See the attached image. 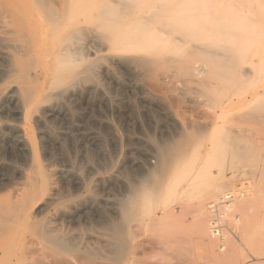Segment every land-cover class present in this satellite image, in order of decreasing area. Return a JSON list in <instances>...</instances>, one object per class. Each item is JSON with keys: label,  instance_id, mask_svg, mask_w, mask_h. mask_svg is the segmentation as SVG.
<instances>
[{"label": "rangeland", "instance_id": "1", "mask_svg": "<svg viewBox=\"0 0 264 264\" xmlns=\"http://www.w3.org/2000/svg\"><path fill=\"white\" fill-rule=\"evenodd\" d=\"M16 1L33 42L15 76L0 45V264H87V251L89 264H264V0H60L56 20ZM223 10L231 43L207 37ZM177 145L162 189L128 219L131 189ZM39 176L62 206L43 204ZM222 178L235 200L214 238L209 203L221 205L206 189ZM50 228L78 253L48 248L38 235Z\"/></svg>", "mask_w": 264, "mask_h": 264}, {"label": "bare ground", "instance_id": "2", "mask_svg": "<svg viewBox=\"0 0 264 264\" xmlns=\"http://www.w3.org/2000/svg\"><path fill=\"white\" fill-rule=\"evenodd\" d=\"M36 1V0H35ZM38 1H41V7H42V13L44 14L43 16H45V18L47 17V20L48 19H52V20H56L57 18L59 17H62L63 16V7H62V4L63 2L60 1V0H38ZM249 1V0H248ZM251 1V0H250ZM40 3V2H39ZM190 3V2H189ZM77 4V3H76ZM128 4V3H127ZM186 4V0H184L183 2V5ZM202 4V5H201ZM262 4V3H261ZM207 4H204V3H200V4H196V8L195 10H198L203 8L204 10H207ZM17 7V1L16 0H0V23L1 24H6V25H11L12 28H9L8 30H6V34H8L9 36H6V37H2L0 36V45H3L5 48H8L9 49V61H10V64L12 65L11 67V71L13 74L12 76L14 75L15 76V70L16 72L22 70L23 72L27 71V63L26 61L24 60V56H27L29 54V51H30V47H29V44L31 42H33L31 39H30V34H29V40L26 36V32H28L29 30V26H25L24 27V23L22 24L20 22V18L17 16L18 14H16L15 12V9ZM125 8V7H124ZM187 8V7H185ZM232 8V7H231ZM202 9V10H203ZM229 9V8H228ZM128 10V9H127ZM232 10V9H231ZM176 11V10H175ZM182 11V10H181ZM197 11V12H198ZM205 12V11H204ZM209 12V11H207ZM224 12V13H223ZM223 12L221 13L223 16L222 18L217 22V23H211L209 25V28L207 29L208 31V35L207 37H209L212 41H216L218 40L219 43L220 42H225V43H231L233 42V39H232V35H231V32L232 31H235V25H234V19H233V16H232V12L230 10H223ZM38 13V12H37ZM41 13V14H42ZM200 13V12H199ZM39 14V13H38ZM194 14V13H193ZM211 14V13H210ZM262 14V13H261ZM185 15V14H184ZM182 15V12H181V16H184ZM234 15V13H233ZM40 16V14H39ZM177 16L179 17V15L177 14ZM180 16V18H181ZM216 16V15H215ZM235 16V15H234ZM42 17V16H41ZM197 17V16H196ZM198 17H201L202 19L206 20L208 15L206 13H204L203 15H198ZM241 17V15L239 16ZM22 18V17H21ZM244 18V17H243ZM143 19V18H142ZM209 19L211 20H214L215 18L214 17H210ZM260 19V18H259ZM263 19V18H262ZM24 20V19H23ZM27 20V19H26ZM46 20V19H45ZM182 20V18H181ZM251 20V19H250ZM42 21V20H41ZM242 21V19H241ZM264 21V20H263ZM197 22V21H196ZM29 23V22H28ZM195 23V22H194ZM177 24V23H176ZM196 24V23H195ZM30 25V24H29ZM184 25V23L182 24ZM34 26V25H33ZM32 26V27H33ZM50 27V26H49ZM183 27V26H181ZM193 27V26H192ZM198 26L194 25V28H196ZM33 29V28H32ZM44 31V30H43ZM204 31V30H203ZM30 32V31H29ZM36 32V31H35ZM237 32V31H236ZM163 33H166V32H163ZM193 33V32H192ZM238 33L239 35L244 39L246 40L247 39V30L245 29V26L244 25H241L240 28L238 29ZM253 33V32H252ZM4 35V34H3ZM44 36V35H43ZM33 37V36H32ZM41 37V36H40ZM158 38V37H157ZM42 39V38H41ZM178 39V38H177ZM199 39V38H198ZM78 40V39H77ZM207 40V39H206ZM30 41V42H29ZM41 41V40H40ZM79 41V40H78ZM162 41V40H161ZM184 41V40H183ZM33 45V44H32ZM38 45V44H37ZM42 45V44H40ZM39 45V46H40ZM192 45V44H191ZM214 45V44H213ZM38 46V47H39ZM66 46V45H65ZM154 46V45H153ZM157 46V45H156ZM220 46V45H219ZM221 47V46H220ZM34 48V46H33ZM157 48V47H156ZM197 48V47H196ZM36 49V48H35ZM62 49L63 46H62ZM195 49V48H194ZM193 49V50H194ZM7 50V49H6ZM66 50V49H65ZM71 50V49H70ZM69 50V51H70ZM76 50V49H75ZM78 50V49H77ZM198 50V49H197ZM200 50V49H199ZM202 50V49H201ZM35 51V50H34ZM32 51V52H34ZM63 51V50H62ZM74 51V50H73ZM75 52V51H74ZM195 52V51H194ZM210 52V51H209ZM65 53V52H64ZM207 53V52H205ZM63 54V53H62ZM76 54V53H75ZM211 55L214 56L215 52H211L210 53ZM209 54V55H210ZM65 55V54H64ZM63 55V56H64ZM6 56V55H5ZM62 56V55H61ZM76 56V55H74ZM218 56V55H217ZM211 57V56H210ZM36 58V57H35ZM218 58V57H217ZM38 59V58H37ZM39 60V59H38ZM77 60V59H76ZM142 60V59H141ZM215 60V58H214ZM213 60V61H214ZM8 61V62H9ZM78 61V60H77ZM7 62V63H8ZM144 62V61H142ZM33 63V62H32ZM220 64V63H219ZM30 65V64H29ZM28 65V66H29ZM34 65V64H33ZM216 65V63H215ZM141 66V65H140ZM142 67V66H141ZM216 67V66H215ZM221 67V66H220ZM208 68V67H207ZM206 68V69H207ZM42 70V69H41ZM208 70V69H207ZM34 71H35V68H34ZM30 72V71H29ZM36 73V72H35ZM245 73V72H244ZM29 74V73H28ZM44 74V73H43ZM44 76V75H43ZM72 76V75H71ZM75 76V75H74ZM72 76V77H74ZM83 76V75H82ZM76 77V76H75ZM9 78V77H8ZM19 80L21 83H26V85H28L27 83L30 81H34L37 77L34 76V77H30V76H24V75H20L18 76ZM201 78V77H200ZM203 78V77H202ZM77 79V78H76ZM209 81V80H208ZM59 82V80H58ZM206 82V81H205ZM20 83V84H21ZM41 86V85H40ZM56 92V91H55ZM65 92V91H64ZM40 93V92H39ZM21 99H24L25 101L28 100L32 94H31V90L28 88V87H22L20 89V93H19ZM249 96V95H248ZM246 99V98H245ZM238 100V99H237ZM246 101V100H245ZM239 102V101H238ZM42 105H43V102H42ZM40 106V105H39ZM182 142V141H180ZM181 144V143H180ZM183 145V144H182ZM180 146V145H179ZM179 146L177 145L176 147H173V148H170L169 146H164L161 148V151H160V154L158 155L159 158H160V163L159 161L157 162V164L159 163V165L153 169V173H152V178H150L148 180V183L147 185H144V186H140V188L138 189H131L133 192L131 193L132 194V199L130 198L129 200V204L127 206H125V213L127 214L128 216V219L130 220H134L135 219V212L137 210V208H141L139 206H143L144 207V203L146 200H148V198H151L153 197V195L159 193V191L162 189L163 187V177H164V173L167 171V168H168V165L169 163H171V161H176V159L178 158L179 156ZM182 154V153H181ZM37 158V157H36ZM159 160V159H158ZM39 172V171H38ZM52 173H56V172H52ZM51 173V174H52ZM40 174V173H39ZM45 174V173H44ZM48 175L49 177L52 176V175ZM38 175V174H37ZM47 175V174H46ZM57 175V174H55ZM59 175V174H58ZM47 176V178H49ZM37 177V176H36ZM41 177H43L41 175ZM51 178V177H50ZM49 178V180H50ZM38 179V178H37ZM39 179L40 181L42 180L39 176ZM39 181V182H40ZM50 181H53V180H50ZM231 182V181H229ZM49 183H52L53 185H56L54 184L55 182H49ZM30 184V183H29ZM230 184L228 183V180L226 179H221V180H218L216 181L215 183L211 184L208 189H206V194L208 196V198H211V200H219L218 202L219 205L221 206H217V204L213 205V201H210L209 205L210 207H212V210L213 209H216L218 211L219 207H222V206H225L227 209L231 206V203L232 201L234 202L235 200V196L233 193L231 192H226L224 194H222L223 190L225 188H227V186ZM52 185V186H53ZM51 185L47 183H45V180H42L40 183H38L35 191L37 193V196L40 195L41 199H43V204L46 205H57L58 206H62L60 205V200H61V196L60 193H58L57 189L54 188V187H50ZM226 190V189H225ZM35 193V192H34ZM222 194V195H221ZM18 195V194H16ZM221 195V196H220ZM19 196V195H18ZM27 196V195H26ZM131 197V196H130ZM15 198V197H14ZM16 198H18L16 196ZM21 198V197H20ZM26 198V197H25ZM22 199V198H21ZM39 199V200H41ZM17 201H19L18 199H16ZM21 201V200H20ZM128 202V201H127ZM15 203V202H14ZM41 203V202H40ZM212 204V205H211ZM43 206V207H45ZM47 207V206H46ZM63 208V207H62ZM61 210V209H60ZM204 212V211H203ZM52 213V211L50 212V214ZM59 214V213H58ZM57 214V215H58ZM26 215V214H25ZM30 215V214H29ZM54 215V214H53ZM28 215H26L27 217ZM64 216V215H63ZM29 217V216H28ZM31 217V216H30ZM35 219V217H33ZM52 218V217H51ZM63 218V217H62ZM27 219V218H26ZM32 219V218H31ZM57 219V218H56ZM24 222L26 221L25 219H23ZM22 220V221H23ZM55 221V220H54ZM60 221V220H58ZM63 222V221H62ZM61 222V223H62ZM22 223V222H21ZM45 223V222H43ZM47 223V222H46ZM56 223V221L54 222ZM59 223V222H58ZM212 223V221H211ZM48 224V223H47ZM46 224V225H47ZM60 224V223H59ZM58 224V225H59ZM205 224V223H204ZM45 225V226H46ZM40 227V226H38ZM117 227V226H116ZM202 227H204L203 224H201V235L207 231L206 229H204L202 231ZM43 228V227H42ZM45 228V227H44ZM56 228V227H55ZM115 228V227H114ZM211 233H212V236L214 238H218L220 236V233H221V229H216L214 228L212 225H211ZM40 229V228H39ZM61 230V228L59 229V231ZM64 228H62V232H63ZM72 230V229H71ZM116 230V228H115ZM120 230V228L118 227L117 231ZM206 230V231H205ZM39 231V230H38ZM56 230L55 229H46V231H40L39 233V237L44 241V243H46L47 247L54 250L56 253L58 254H62V255H76L78 253V250L77 248L75 247V244L76 242H78L76 240L75 244H73V242L71 243L70 241L64 239L62 236H60L59 234H53ZM36 232H37V229H36ZM65 232V230H64ZM34 233V232H32ZM110 233V232H109ZM63 234V233H62ZM118 234V232H117ZM203 234V236H204ZM66 235V234H65ZM76 235V234H75ZM116 236V234H114ZM120 235V234H119ZM78 236V235H77ZM118 236V235H117ZM37 238V236L35 237ZM71 240H73L72 238H69ZM75 239H77L75 237ZM74 239V241H75ZM80 239V238H79ZM25 240V239H24ZM31 240V239H30ZM29 240V241H30ZM122 241V240H121ZM117 242V241H116ZM79 243V242H78ZM118 243V242H117ZM43 244V243H42ZM26 245V244H25ZM83 245V244H82ZM121 245V244H120ZM77 246V245H76ZM122 246V245H121ZM82 247V246H81ZM84 248V246H83ZM82 248V249H83ZM86 249V248H85ZM81 250V249H80ZM87 251V250H86ZM118 253H116L114 256L115 258L117 257H120L119 255L122 254V248L119 247V249L117 250ZM121 252V253H120ZM88 251H87V254L84 257V261H87L89 264V262H91V258L89 257L90 255H88ZM120 253V254H119ZM83 254V253H82ZM80 255V254H79ZM44 256V254H43ZM47 257V255H46ZM50 257V255H49ZM48 257V258H49ZM43 258V257H42ZM46 260L47 258H43V260ZM52 260V258H50ZM113 259V258H112ZM56 260V259H55ZM119 260V259H118ZM53 261V260H52ZM52 261H50L52 263ZM49 262V263H50ZM56 262V261H55ZM54 262V263H55ZM63 262L64 259H63ZM63 262L61 261L60 264H63ZM68 261H66V263L64 264H67ZM35 263V262H34ZM38 263H41V262H38ZM48 263V264H49ZM53 263V264H54ZM94 264V262H92ZM91 263V264H92ZM31 264V263H30ZM42 264V263H41ZM47 264V263H46Z\"/></svg>", "mask_w": 264, "mask_h": 264}, {"label": "built area", "instance_id": "3", "mask_svg": "<svg viewBox=\"0 0 264 264\" xmlns=\"http://www.w3.org/2000/svg\"><path fill=\"white\" fill-rule=\"evenodd\" d=\"M212 213L215 215V217L212 219V223L211 225L216 228V229H221L220 226V221H219V211H217L216 209L212 210Z\"/></svg>", "mask_w": 264, "mask_h": 264}]
</instances>
